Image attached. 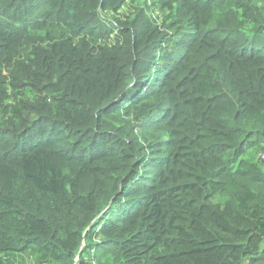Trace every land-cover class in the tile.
Wrapping results in <instances>:
<instances>
[{
  "label": "trees",
  "instance_id": "obj_1",
  "mask_svg": "<svg viewBox=\"0 0 264 264\" xmlns=\"http://www.w3.org/2000/svg\"><path fill=\"white\" fill-rule=\"evenodd\" d=\"M263 155L264 0H0V264H264Z\"/></svg>",
  "mask_w": 264,
  "mask_h": 264
},
{
  "label": "rangeland",
  "instance_id": "obj_2",
  "mask_svg": "<svg viewBox=\"0 0 264 264\" xmlns=\"http://www.w3.org/2000/svg\"><path fill=\"white\" fill-rule=\"evenodd\" d=\"M139 1L142 3L145 2V0H139ZM151 15L158 23H161L163 21L164 17L168 15V12L166 10H162V9H159V10L153 9V12L151 13ZM37 258H38L37 254L33 253L30 255H24L22 260L26 264H31V263H35V259H37Z\"/></svg>",
  "mask_w": 264,
  "mask_h": 264
},
{
  "label": "built area",
  "instance_id": "obj_3",
  "mask_svg": "<svg viewBox=\"0 0 264 264\" xmlns=\"http://www.w3.org/2000/svg\"><path fill=\"white\" fill-rule=\"evenodd\" d=\"M263 160H264V155H263Z\"/></svg>",
  "mask_w": 264,
  "mask_h": 264
}]
</instances>
